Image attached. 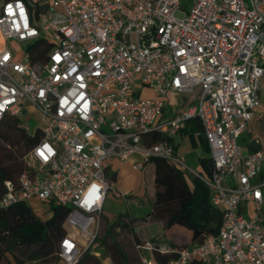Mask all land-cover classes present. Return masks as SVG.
<instances>
[{"label":"built area","instance_id":"built-area-1","mask_svg":"<svg viewBox=\"0 0 264 264\" xmlns=\"http://www.w3.org/2000/svg\"><path fill=\"white\" fill-rule=\"evenodd\" d=\"M36 42L48 45L44 58H32ZM262 77L264 0H0V120L15 117L30 133L20 119L29 105L42 136L25 154L27 169L5 183L0 207L66 208L57 255L79 264L99 257L109 162L138 154L140 170L160 158L208 188L221 224L200 244L135 243L139 263L157 264V252L173 255L165 264H264V148L238 142L260 106ZM144 90L154 96L142 98ZM168 97L183 105L162 121ZM190 120L202 128L209 177L168 141L145 140Z\"/></svg>","mask_w":264,"mask_h":264},{"label":"trees","instance_id":"trees-1","mask_svg":"<svg viewBox=\"0 0 264 264\" xmlns=\"http://www.w3.org/2000/svg\"><path fill=\"white\" fill-rule=\"evenodd\" d=\"M29 3L31 0H23ZM36 10L40 6L33 5ZM32 58H44L48 45L36 42L37 46ZM33 47V46H32ZM1 136L5 143L15 148L18 153L8 156L7 165L0 163V195L4 192L6 182H16L19 175L27 169L24 156L34 145L41 140V132L36 128L33 132H27L20 121L12 116H6L0 120ZM193 139L195 134L204 149L208 151L207 143L202 135V128L198 121L190 120L179 132ZM148 143H158L166 140L171 143L170 136L152 133L145 139ZM264 144L253 140L246 146L248 152H255ZM22 151V152H21ZM22 157V158H21ZM152 170L151 192L137 204L149 207L146 217L156 218L162 222L166 231L175 226H180L189 237L190 244H200L208 236L216 235L221 224V211L213 207L209 202V190L198 179L191 178L187 181L184 171L170 162L151 158L146 163ZM199 174L209 177L213 170V163L208 155L198 158ZM50 216L42 218L33 212L24 203H16L9 207H0V263L6 264H56L59 261L57 255L58 243L65 235L63 220L67 209L61 206L50 205ZM133 217H127L121 223L108 224L105 228V236L98 239L99 246L105 247L109 241L111 245V257L113 264H130V261L117 245L114 238V229L117 225L128 228L132 245L144 239L154 240L159 236L141 237L133 228ZM169 244L176 246L166 239ZM110 250V249H109ZM109 252V251H108ZM173 255L165 256L157 252L153 258L157 264H165ZM79 264H100L95 257L85 254Z\"/></svg>","mask_w":264,"mask_h":264},{"label":"rangeland","instance_id":"rangeland-1","mask_svg":"<svg viewBox=\"0 0 264 264\" xmlns=\"http://www.w3.org/2000/svg\"><path fill=\"white\" fill-rule=\"evenodd\" d=\"M177 15H179L177 13ZM22 47L24 45L22 44ZM150 97L146 92H144L142 98ZM183 105V99L181 97L167 98L166 106L163 110L162 116L160 119L162 121L171 119L173 116L176 115L177 111H179L182 108ZM259 114L260 121L254 120L251 122V127L254 130V133L256 134L259 139L262 141L264 140V106L260 107ZM158 117V118H159ZM20 119L22 123H24L31 132L35 130V128L40 124V117L39 114L29 105H26L20 115ZM250 126L248 125V128ZM247 128V129H248ZM245 130L243 134L238 138V142L240 145H242L244 142L243 137L248 139L251 135L248 134V130ZM1 131V128H0ZM172 138V141L177 144L178 151L183 156V164L199 173V166H198V158L203 155H209V153L204 149L203 145L201 144L200 140L195 137V140L190 138L188 135H180V134H174L170 136ZM22 152V151H21ZM14 153H18V151L15 148H11L7 143L4 142L1 132H0V163L2 165L9 164L8 156L13 155ZM25 160V155H23ZM22 158V157H21ZM27 167V165H26ZM151 167L148 166L145 168L144 175L145 180L143 181L146 183L145 187L147 188L149 185V177L152 175ZM180 168V167H179ZM184 171L185 178L187 181H190L193 176L184 168H180ZM118 181H117V187L114 186L112 189L109 190L106 200L104 202V206L102 209L101 217L104 218V220L100 219V230H99V238H102L105 236V228L108 226V224L112 223H121L124 217H133L136 219L144 220L146 218V214L149 212V207L137 205L136 203L132 202H125L123 197L121 198H114L113 197V190H117L121 192L123 195H126V193H130L133 197H137L136 200H142L145 198V187L139 185V181L141 180V174L134 173L129 170V168H123L120 171H118ZM123 191H122V190ZM125 191V192H124ZM149 192H151V186H149ZM135 199V198H134ZM35 213H40L42 218H46L50 216V212L48 211L47 206H41L39 204L33 205L32 209ZM106 221V222H105ZM142 223H139V225ZM152 233H159L160 235L164 234L165 238L176 244L178 247H185L189 246L190 241L188 235L185 233V231L180 226H175L171 228L170 230L166 231L163 229L161 224L159 222H154V225L150 226L149 229ZM114 238L115 242L118 246H120L123 251L126 253L130 264H140L137 254L133 248L132 245V239L131 234L128 230V228H122L121 226L117 225V228L114 229ZM111 245L108 241L105 247L98 248L99 250V257L96 258L99 260L100 264H113V261L111 257L109 256V253L111 252ZM110 249V250H109ZM109 251V252H108ZM0 264H6V262L2 261ZM30 264V263H29ZM56 264H62L60 261H58Z\"/></svg>","mask_w":264,"mask_h":264},{"label":"crops","instance_id":"crops-1","mask_svg":"<svg viewBox=\"0 0 264 264\" xmlns=\"http://www.w3.org/2000/svg\"><path fill=\"white\" fill-rule=\"evenodd\" d=\"M261 88H260V93H259V97H260V106L256 109V111H255V116H254V120H257V121H260L261 119H260V116H258V114H259V110L258 109H260V107H262V106H264V77H262L261 78ZM144 92H146L150 97H153L154 96V94H153V92L152 91H150V90H144ZM169 98V97H168ZM253 119L251 120V122L253 121ZM251 122L249 123V128L247 129L248 130V134L249 135H251L248 139H246V138H242V139H244V142L245 143H243L241 146L243 147V149L244 150H246L247 151V148H246V146H247V144L249 143V142H252L253 140H256L257 142H259V143H261V144H264V140H260L259 139V137L256 135V134H258V132L255 134L254 133V130L252 129V127H251ZM176 134H180V135H185L186 133H185V131H183V133L181 134L179 131L176 133ZM243 133H241L240 135H239V137L242 135ZM195 137H197L195 134L193 135V140H195ZM238 137V138H239ZM171 138V137H170ZM171 145L177 150V152H179L178 151V149H177V144H175L173 141H172V138H171ZM262 148H264V146H262ZM208 153H209V150L207 151ZM180 153V152H179ZM204 156V155H203ZM209 156V155H208ZM201 157V156H200ZM138 161V160H140V156L138 155V154H133L132 156H131V158L128 160V161H126V162H124V163H120V162H117L116 160H111L110 162H109V167H108V169H107V179L109 180V182H111V184H112V186H114L115 188H118L117 187V181H118V171H120L121 169H123V168H129V170L130 171H132V172H134V173H140L141 174V180L139 181L140 183H139V185L141 186H144L145 187V185H146V183H144L143 181L145 180V182H146V180L147 179H145V175H144V172H142V171H144L145 170V168L146 167H148L149 165L147 164H144L143 166H142V168L140 169V170H136V169H133L132 168V163L134 162V161ZM144 169V170H143ZM151 169V168H150ZM149 185H148V187L146 188L145 187V191H146V193H145V196H147V195H149V186H151V182H152V175L149 177ZM122 190V189H121ZM123 191V190H122ZM125 192V191H124ZM107 197V196H106ZM135 198V199H134ZM123 199L125 200V202H132L133 204L134 203H136V199H137V197H133L130 193H126V195H124V197H123ZM105 200H106V198H105ZM105 200H104V202H105ZM137 204V203H136ZM138 205V204H137ZM103 206H104V203H103ZM102 209H103V207H102ZM38 215H40V213H37ZM41 216V215H40ZM46 218H48V217H46ZM102 218V217H101ZM126 217H124V219H125ZM103 220H104V218H102ZM106 222V221H105ZM154 222H159L160 224H161V226H162V222L160 221V220H158V219H156V218H151V217H146L144 220H141V219H134V222H133V228H134V230L136 231V233H137V235H139V236H141V237H146V236H158V235H160L159 233H157V234H155V233H152L149 229H150V226L151 225H154ZM139 223H142V224H140L139 225Z\"/></svg>","mask_w":264,"mask_h":264},{"label":"snow or ice","instance_id":"snow-or-ice-1","mask_svg":"<svg viewBox=\"0 0 264 264\" xmlns=\"http://www.w3.org/2000/svg\"><path fill=\"white\" fill-rule=\"evenodd\" d=\"M41 155H43V153H41Z\"/></svg>","mask_w":264,"mask_h":264},{"label":"water","instance_id":"water-1","mask_svg":"<svg viewBox=\"0 0 264 264\" xmlns=\"http://www.w3.org/2000/svg\"><path fill=\"white\" fill-rule=\"evenodd\" d=\"M36 128H38V126H37ZM36 128H35V129H36Z\"/></svg>","mask_w":264,"mask_h":264}]
</instances>
